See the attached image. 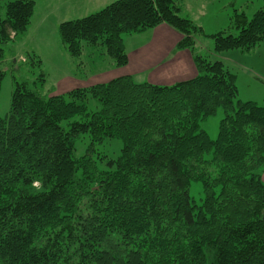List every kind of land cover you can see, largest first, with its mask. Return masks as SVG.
<instances>
[{"label": "trees", "instance_id": "16d2710c", "mask_svg": "<svg viewBox=\"0 0 264 264\" xmlns=\"http://www.w3.org/2000/svg\"><path fill=\"white\" fill-rule=\"evenodd\" d=\"M182 1L117 0L62 23L59 35L72 57L102 48L123 67L125 36L167 24L195 54L194 79L157 86L123 76L61 95L16 85L0 117V264H264V102L239 100L236 75L196 52L206 34L180 15ZM34 12V0H0V60ZM210 37L218 54L263 44L264 7ZM92 100L100 107L90 112ZM220 108L213 141L201 124ZM105 140L123 146L101 169Z\"/></svg>", "mask_w": 264, "mask_h": 264}, {"label": "rangeland", "instance_id": "374dc122", "mask_svg": "<svg viewBox=\"0 0 264 264\" xmlns=\"http://www.w3.org/2000/svg\"><path fill=\"white\" fill-rule=\"evenodd\" d=\"M36 12L32 18L29 28L28 39L25 41L10 43L5 46L4 58L0 60V117L8 115L11 107L13 91L18 83H38V91L43 95H50L57 86V83L64 77H86V80L93 81L98 76L97 72L107 66L112 60L105 54L104 49H93L85 45L80 58L72 57L62 44L59 35V26L67 21V18L76 17L72 14L77 8H70V5H62V0H34ZM82 3L84 14L90 15L101 8L97 3ZM189 8L184 14L190 17L198 27L201 23L206 36H200L202 47L198 46L197 51L202 55L210 56L214 51V40L211 35L227 31L236 14H245L251 19L262 7L264 0H185ZM80 6V7H81ZM79 7V8H80ZM77 19V18H75ZM237 35V32H234ZM21 44V45H20ZM234 50L224 52L228 57L250 65L262 73L258 68L256 60L264 58V48L257 49L252 55L244 57L242 53ZM232 52V53H231ZM255 60V61H253ZM257 65V66H256ZM249 66V67H250ZM264 73V70H263ZM262 75V74H260ZM45 79L41 82V79ZM260 80L258 77H255ZM262 79V78H261ZM85 81V79L83 78ZM262 80H260L261 82ZM264 84V83H263ZM241 94L244 96L243 90ZM241 100V98H239ZM242 101V100H241ZM264 102V98L262 100ZM248 102V101H244ZM262 105L263 102H255ZM99 103L92 100L89 103V111H97ZM224 118V110L218 109L217 113L203 121L201 127L205 130L211 140L218 137L219 126ZM89 143L88 135L83 136L76 144L75 157L80 158L86 153ZM122 142L120 140H105L97 145L96 153L99 160V167L106 169V163L111 159H117L121 154ZM107 157V158H103ZM191 197L198 204L204 198V189L201 182H193L190 188Z\"/></svg>", "mask_w": 264, "mask_h": 264}, {"label": "crops", "instance_id": "0c3cea01", "mask_svg": "<svg viewBox=\"0 0 264 264\" xmlns=\"http://www.w3.org/2000/svg\"><path fill=\"white\" fill-rule=\"evenodd\" d=\"M93 1H95L94 3H97V8H101L100 10H102L117 0H62V5H70V8L73 7V9L77 8L75 11H72V14L76 17L69 15L71 17L67 18V21L88 16L82 15L85 11L83 9L84 6H81L80 2L91 3ZM186 10H189V8L185 4V0H183L180 5V15L183 18L192 21L190 17L184 16V14H187L185 13ZM198 24L203 30H205L201 23ZM27 36H29L28 33ZM183 37L184 36L179 31L167 24H161L139 34L125 36L123 42L128 56L127 65L123 67H115L109 62V64L107 63V66L100 69L97 74L95 73L98 77L93 81H88V79L86 80V77H79L77 75H74L75 78H61L55 87L56 89L52 91L50 95L65 94L78 88H88L97 84L107 83L123 76H131L138 83H150L157 86H172L194 79L198 75L194 52L190 49L178 48ZM25 39L23 41H25ZM198 46L202 47V42L199 37L196 38L195 49L197 53H199V51H197ZM263 48L264 43L250 51L234 50L233 52L238 51L242 53L244 57H247L248 55L256 53L255 51L257 49ZM209 54L212 61L221 62L231 73L236 75L238 96L242 101L263 102L264 58L256 60L257 65L259 66L258 68H260L259 70L262 72L259 73L256 71L257 69H255V67L246 65L233 57H228L225 53L218 54L213 51ZM255 77H258L262 81L260 82V80H257ZM241 90H243L244 96L241 94ZM262 178L264 181V172Z\"/></svg>", "mask_w": 264, "mask_h": 264}]
</instances>
